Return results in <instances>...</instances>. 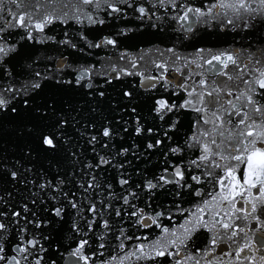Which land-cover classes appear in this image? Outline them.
<instances>
[{
  "label": "snow or ice",
  "instance_id": "snow-or-ice-1",
  "mask_svg": "<svg viewBox=\"0 0 264 264\" xmlns=\"http://www.w3.org/2000/svg\"><path fill=\"white\" fill-rule=\"evenodd\" d=\"M130 20L139 23H122ZM169 21L175 22L177 40L194 39L201 29L223 32L233 34L240 50L198 47L184 56L175 46L163 52L157 47L160 57L170 55L151 59L148 67L151 49L137 46L140 54L133 55L123 48L144 27L162 33ZM56 25L63 30L60 39ZM106 25L116 31L90 38ZM48 45L60 50L57 58L37 55L47 53ZM113 50L118 59L107 66L69 59L73 53L98 57ZM128 77H139L143 99L132 90L137 84L124 86ZM110 86L120 88L128 103L118 111L129 116L106 118L99 127L78 119L83 104L73 108L56 98L81 89L98 103ZM140 103H147L152 123ZM10 118L21 124L14 134L34 139L45 154L58 152L68 143L67 129L80 131V124V135L98 159L67 177L57 169L55 179L47 178L21 158L9 166L0 141V264H158L165 258L168 264H200L201 251L218 264H264V0H202L199 6L189 0H0V121ZM185 120L190 126L181 137ZM114 123L125 133L132 129L140 141L101 155L97 144L116 148L120 130ZM21 151L23 158L38 154L30 146ZM157 153L155 170H128L129 154L139 161ZM71 156L79 160L76 152ZM108 166L117 171L119 194L101 171ZM21 192L28 194L18 200ZM141 193L147 194L143 206L137 203ZM161 195L170 199L157 205ZM185 200L195 208H185ZM69 209L74 246L61 247L53 231ZM176 216L183 218L177 227L163 223ZM154 228L161 236L150 239ZM202 231L210 234L208 247L192 251V237Z\"/></svg>",
  "mask_w": 264,
  "mask_h": 264
},
{
  "label": "water",
  "instance_id": "water-1",
  "mask_svg": "<svg viewBox=\"0 0 264 264\" xmlns=\"http://www.w3.org/2000/svg\"><path fill=\"white\" fill-rule=\"evenodd\" d=\"M189 2H194L197 6H199L202 3V0H189ZM205 4L209 3L210 0H203ZM162 14V13H161ZM122 23H128L130 25L138 24L139 21L130 20L127 22ZM174 21H169L165 24L164 32H157L152 31L149 27H144L143 31H138L135 36V39L132 40H125V43L123 45V48H125L127 51L132 53L133 55L140 54L138 52V47L141 49H151V55L146 56L145 58V64L148 67H151V64L149 61L151 59H166L168 55L165 53L164 57H160L157 52L156 48L158 47L160 52H163L165 48L175 46L177 50L184 56H192L194 55L196 49L198 47H205V48H213L216 51H224L226 49H229L230 47L235 48L237 51L240 50L239 43H235L231 41V35L233 34H226L223 32H216V33H208L206 30L201 29L200 35L197 36L194 39L191 40H184L182 37L177 40L175 37L179 36V33H176L172 31V27L174 25ZM62 28L59 25L55 26V34L57 36V39L62 38ZM73 32L75 29L72 30ZM116 31V27L108 26L106 25L103 29H95L92 30L89 33L90 38L93 37H99L101 33L108 34ZM211 36V38H209ZM217 36L222 37L220 39H217ZM226 37V38H224ZM240 43H244L241 41ZM37 48H40L41 46L37 45ZM48 51L45 52H38L37 55H39L41 58H43L45 55L51 56L54 59L58 57L59 51L55 45H48L47 46ZM100 51V50H96ZM108 57H111L112 60L109 61ZM71 61H74L79 64H87V63H96L98 66L100 64H103L107 66L110 62H115L118 59V54L113 51H108L107 53L100 52V55L97 57L95 55L89 57L84 56L80 54L73 53L71 57H69ZM243 59V57H242ZM41 70H43V64L40 65ZM170 75H175L173 73H170ZM179 79V76L176 77ZM138 81L139 77H128L125 78L123 84L125 87H131L133 84H137V87L133 88V91L137 92V95L141 96V99H143L144 94L142 91L138 88ZM51 94V93H50ZM69 100L73 108L78 107L79 104H83V108L79 113L78 119H80L82 122L87 121H93L97 125V127L100 126V123L104 119H113L114 121L119 119L121 116H124L127 118L129 116V113L126 112H120L118 111L119 108L123 107L128 103V101L121 97L120 95V88H113L112 86L109 87L108 93L106 97L99 99L98 103H95L93 101H89L86 96H84L83 91L81 89H75L72 92L66 93V94H58L57 100L59 101L61 98ZM239 103V102H237ZM112 105H115L114 108ZM91 107H96L97 111L95 113H92L90 111ZM138 109L141 110L142 115L146 120H148L149 123H152V117L148 114V105L147 103H140L138 104ZM54 119V117H53ZM28 121H25L27 123ZM184 129L179 134L181 137L188 131L189 129V122L185 120L184 122ZM21 126L20 121L10 118L7 120L0 121V141L5 143L6 148L5 151L7 152L9 159V166H11L12 161L21 158V163L24 166H31L34 171H42L47 178H56L57 175V169L59 170V173L61 176L67 177L68 174L74 170L78 171L80 168L84 166V163L86 161H92L95 162L98 158L96 157L95 153L92 152L91 147L86 143L85 138L80 135V131H84V129L81 127L80 124H77L75 126L76 129H79L80 131H76L73 127H69L67 129V136H68V143L63 144L61 146V149L56 153L51 154H45L43 151H40L36 147V142L34 139L30 137H17L14 134V130ZM113 127L120 130V137H123L122 139L120 137H117L116 140L113 142L116 145L115 149H111V145L109 149L102 148L99 144L96 145V151L100 152L101 155L109 154L111 155L112 152L118 150L121 147H134L137 142L140 141L139 137H133L130 135L132 129H129L128 133L123 132L122 124H113ZM25 146H30L33 148L35 154L32 158H23V152L21 151ZM139 151V149H137ZM72 152H76L79 156V160H77L75 157L71 156ZM129 159L133 160V163L130 165H127V168L130 172L133 170L139 168V169H146L148 171L155 170L159 164H160V155L157 153L150 158H142L141 160L137 161L135 157L131 156L129 154ZM145 159H147V163H145ZM113 163H116V161H113ZM102 172L105 173V179L107 182L111 183L113 185V190L116 193H120L121 189L120 186L117 183V171L116 169L112 168L111 166H108L107 169L102 168ZM73 179H79V176L73 177ZM139 176L133 175V180H139ZM9 190L11 189V186L9 185ZM71 190H75V185L72 186ZM27 192H21L16 198L19 200L22 197L26 196ZM79 191H77V195L79 196ZM144 195H147L146 193H141V200L137 203L140 206H143V197ZM98 199L100 197H97ZM170 198L166 197L164 195H161L158 200L155 201V203L161 204L164 202H167ZM112 203L114 206H118V203L115 199L112 200ZM184 207L188 209H194L195 208V202H192L190 200H185ZM39 211V207H38ZM73 219L72 216V210H68L66 213L65 221L62 223H58L54 227L53 231V238L56 243H59L61 247H67L69 245L74 246L73 244V235L69 231L71 228V221ZM182 217L176 216L174 217V222H169L168 220H164L163 223L169 227H177L182 222ZM114 223L119 222V218L112 221ZM124 227H129L128 224H125ZM129 231L131 229L129 228ZM151 231L150 239L152 238H159L161 236V233L158 229H153ZM200 237V239H196V237ZM210 236L209 233L206 231H202L199 233H196L195 236L192 237V240H195L196 243L193 245L192 251H195L196 249H207L208 245L205 243V241ZM111 239V237H110ZM117 242L113 241V249H115V245ZM135 243V241H133ZM191 244V241H189ZM105 251L108 254H113L112 252H109L108 249H105ZM185 249H182L181 252H183ZM206 254L205 251H201L199 255L196 256V259H200V264H207L208 260H213V264H218L216 259L213 256H207V259H204ZM126 264H134L133 261H128ZM148 264H157L155 261H150ZM158 264H168L167 258L163 260H159ZM185 264H191L190 261H185Z\"/></svg>",
  "mask_w": 264,
  "mask_h": 264
}]
</instances>
